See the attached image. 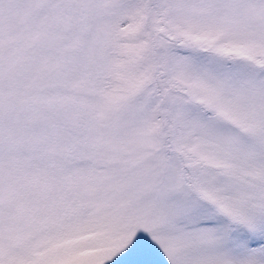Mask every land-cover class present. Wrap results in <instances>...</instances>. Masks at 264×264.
<instances>
[{"label":"snow or ice","instance_id":"6c2138e0","mask_svg":"<svg viewBox=\"0 0 264 264\" xmlns=\"http://www.w3.org/2000/svg\"><path fill=\"white\" fill-rule=\"evenodd\" d=\"M0 264H264V0H0Z\"/></svg>","mask_w":264,"mask_h":264}]
</instances>
